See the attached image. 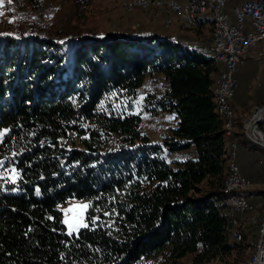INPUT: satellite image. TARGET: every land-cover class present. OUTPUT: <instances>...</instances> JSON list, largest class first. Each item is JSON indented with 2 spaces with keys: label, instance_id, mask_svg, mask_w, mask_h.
<instances>
[{
  "label": "trees",
  "instance_id": "16d2710c",
  "mask_svg": "<svg viewBox=\"0 0 264 264\" xmlns=\"http://www.w3.org/2000/svg\"><path fill=\"white\" fill-rule=\"evenodd\" d=\"M92 1L75 0L78 18ZM244 2L227 0V13ZM204 28L212 36L213 21L193 30ZM53 34L0 45V161L18 175L0 184V264H185L188 256L191 264H247L258 232L247 227L241 243L232 241L224 184L236 145L242 176L253 169L248 180L257 185L241 193L253 198L247 220H258L264 148L246 138L243 122L264 102L239 112L238 89L229 137L214 101L212 43L209 52L143 32L81 35L68 22ZM153 75L167 88L147 93L144 108L175 121L160 142L143 133L142 115L104 102L134 101ZM71 199L89 202L78 235L67 233L59 210Z\"/></svg>",
  "mask_w": 264,
  "mask_h": 264
},
{
  "label": "rangeland",
  "instance_id": "374dc122",
  "mask_svg": "<svg viewBox=\"0 0 264 264\" xmlns=\"http://www.w3.org/2000/svg\"><path fill=\"white\" fill-rule=\"evenodd\" d=\"M130 1L131 0H93L84 16L78 18L77 14H79V11H75L74 8L77 4L75 0H11V3H9V0H2V3H0V13H3L0 15V45L2 42H5L7 38L18 42L35 39L46 41V39L48 40V38L55 36L53 34L54 31L64 29V26L68 22L71 27H76L81 35L143 32L147 34L150 33L151 35L170 37L173 40L183 41L189 45L202 47V49L211 52L212 36L208 28L185 31L180 27L178 32L181 34L175 39L171 36L174 31L173 26L175 23L178 24L179 21H175L171 27L167 28L164 25V15H161V13L154 9L146 11L137 10L134 12L132 11V13L128 9ZM22 33L30 36H27V39L19 38ZM57 42L63 44V42L55 41V43ZM30 45H32L31 42L28 47H30ZM18 50L21 53L23 51L22 48ZM1 54L2 49H0V55ZM166 88L167 82L165 79L161 76L153 75L147 79L134 101L130 102L120 96L111 95L109 98L107 97L104 102L107 100L105 104L112 110L142 115L144 120L141 129L143 133L147 135L151 141L160 142L167 135L168 128L175 124L174 118L162 113L152 114L146 111L144 108V98L147 93L161 94ZM84 104L85 102H76L78 106H83ZM104 107L105 106L102 105V109H104ZM84 125L85 127L89 126V124ZM1 141L2 137L0 136V142ZM1 161L3 163L0 164V184L14 183L18 175L14 169L12 170V168L9 167L10 164H7L4 160ZM256 187L257 185H252L248 187L246 191H251ZM83 205H87L88 207L83 208ZM69 209H71V211H69ZM88 209L89 202L78 199H71L65 205L59 206V210L63 213V222L68 234L71 232V235H78L81 230L86 228L85 225L88 226L86 221ZM249 214L251 213L245 215L244 231L246 232L247 227H252L258 232V238L250 239L249 241V245L253 252L247 264H250L251 257L255 254L256 247L253 246L258 244L262 232L258 223L259 219L256 220L257 224L254 223V221L252 222L256 217H251V219L247 220ZM191 261L192 256H188L183 260L185 264H191ZM207 264H230V262H228V260L220 261L219 259V261Z\"/></svg>",
  "mask_w": 264,
  "mask_h": 264
},
{
  "label": "bare ground",
  "instance_id": "6f19581e",
  "mask_svg": "<svg viewBox=\"0 0 264 264\" xmlns=\"http://www.w3.org/2000/svg\"><path fill=\"white\" fill-rule=\"evenodd\" d=\"M260 3H264V0H260ZM128 9L132 12L137 10H156L164 15V25L169 28L176 21L185 31H191L199 26V21L208 18L213 21L214 30L212 33V48L213 58L216 67L219 68L220 74L215 83L213 94L216 104V111L227 123V136H232V125L234 121V107L233 103H226L224 105V98L230 97L231 87H223L219 83L221 77L222 66V54L218 48L219 37L221 35V24H226V19H230L229 14L226 12V0H188V4L183 7L177 0H131L128 4ZM234 10V9H233ZM238 17L243 18L244 26L247 21L252 24V34L249 38L244 39L243 53H250L251 46L257 44L258 36H264V26L262 16H257V12H252L245 3L242 7L236 8ZM130 12V13H131ZM132 12V13H133ZM258 14H264V6H258ZM245 29H247L245 27ZM231 37V30L229 26H222V38ZM255 48H253L254 50ZM259 50V49H258ZM260 55V51L259 54ZM239 66L236 70V78L238 74ZM260 111H264V106L256 107L251 116L244 119L243 129L246 138L251 142L264 148V145L258 143L250 133V124L253 123ZM264 124V119L260 123V129ZM238 156V148L236 145H232L228 150V177L224 184V192L229 195L227 199L228 214L232 221V241L236 244L241 243L244 237L245 230V215L249 210L248 202L252 197H245L241 193L247 190V183H240V186H235L238 182V177H242L239 167H236V161ZM241 203V206L238 205ZM259 226L261 228V238L256 244L255 254L251 257L250 264H259L257 256V248H262L263 233H264V215L259 217ZM254 223L257 224L256 221ZM255 224V225H256ZM254 243V242H253ZM252 243V244H253ZM252 247V248H253ZM250 259V258H249ZM249 261V260H248Z\"/></svg>",
  "mask_w": 264,
  "mask_h": 264
},
{
  "label": "built area",
  "instance_id": "2783aa9c",
  "mask_svg": "<svg viewBox=\"0 0 264 264\" xmlns=\"http://www.w3.org/2000/svg\"><path fill=\"white\" fill-rule=\"evenodd\" d=\"M245 2L252 12H257V16H262L264 26V14H258V6H264V3H260V0H245ZM222 26H229L231 37L222 38ZM250 34L252 33L249 32L248 29H245L243 18L238 17V12L234 7V10H231V19H226V24H221V35L218 45L220 53L222 54L221 77L219 83L222 84L223 87H231L230 97H225L223 99L224 105L226 103H233V107H235L234 98L239 89V80L236 78V70L246 58L253 55V48H260V55L256 56L260 59H264V36H258L257 44L251 46L250 53H243L244 39L249 38ZM262 117H264V111H260L254 122L249 123L250 133L253 138H255V136L259 137V132L257 129H254V124L261 120ZM261 131L264 133V129H261ZM236 167H239L238 160L236 161ZM240 183H248L252 186L251 182L248 179H243V177H238V182L235 186H240ZM238 205L241 206V203ZM262 235V248H257L259 264H264V233Z\"/></svg>",
  "mask_w": 264,
  "mask_h": 264
},
{
  "label": "crops",
  "instance_id": "0c3cea01",
  "mask_svg": "<svg viewBox=\"0 0 264 264\" xmlns=\"http://www.w3.org/2000/svg\"><path fill=\"white\" fill-rule=\"evenodd\" d=\"M177 1L179 2L180 5L182 4L183 6H186L188 4L187 0H183V2L182 0H177ZM244 3L242 4V6L244 5ZM242 6L238 5L235 6V8H240ZM229 16L231 19V15ZM205 19H209V17ZM173 27H174V31L171 36L177 39L181 34L178 32L181 26L175 23ZM245 27L248 29L249 32L251 33L253 32L252 24L250 21L246 22ZM259 51L260 48H255L253 50V55L246 58L243 61V63L239 66L238 78H239L240 86L235 99V106L237 107L236 109H238L239 112H243V110L246 109V105H255L257 103L264 102V59H260L256 56L257 54H259ZM247 159H248V155L244 157L243 154L240 155V165L245 164V161ZM252 173H253V169L244 171V174L248 178L253 176ZM243 179L245 178L243 177ZM248 187H251V185L249 184Z\"/></svg>",
  "mask_w": 264,
  "mask_h": 264
},
{
  "label": "water",
  "instance_id": "95a60500",
  "mask_svg": "<svg viewBox=\"0 0 264 264\" xmlns=\"http://www.w3.org/2000/svg\"><path fill=\"white\" fill-rule=\"evenodd\" d=\"M264 117H262L263 119ZM261 120L257 121L255 124H254V129H257L258 132H259V137L255 136V139L258 143H261L264 145V133L261 131L260 129V123H261Z\"/></svg>",
  "mask_w": 264,
  "mask_h": 264
},
{
  "label": "snow or ice",
  "instance_id": "6c2138e0",
  "mask_svg": "<svg viewBox=\"0 0 264 264\" xmlns=\"http://www.w3.org/2000/svg\"><path fill=\"white\" fill-rule=\"evenodd\" d=\"M0 3H2V0H0ZM9 3H11V0H9ZM3 13H0V15H2ZM3 162L0 161V164H2ZM88 206L87 205H83V208H87ZM69 211H71V209H69ZM67 214V213H66ZM71 227V226H70ZM85 227H87V225H85ZM72 233L69 232V235H71Z\"/></svg>",
  "mask_w": 264,
  "mask_h": 264
}]
</instances>
